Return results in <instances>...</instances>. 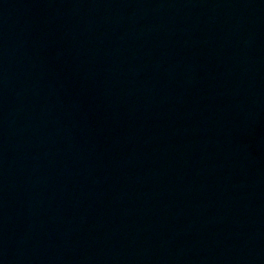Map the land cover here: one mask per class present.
Here are the masks:
<instances>
[{
    "label": "water",
    "instance_id": "water-1",
    "mask_svg": "<svg viewBox=\"0 0 264 264\" xmlns=\"http://www.w3.org/2000/svg\"><path fill=\"white\" fill-rule=\"evenodd\" d=\"M0 264H264V0H0Z\"/></svg>",
    "mask_w": 264,
    "mask_h": 264
}]
</instances>
